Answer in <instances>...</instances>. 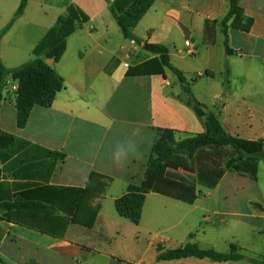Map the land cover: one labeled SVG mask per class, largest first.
Masks as SVG:
<instances>
[{"label": "crops", "instance_id": "1", "mask_svg": "<svg viewBox=\"0 0 264 264\" xmlns=\"http://www.w3.org/2000/svg\"><path fill=\"white\" fill-rule=\"evenodd\" d=\"M20 1L0 0V20L15 15ZM239 3L253 26L244 32L229 24L227 55L220 24L227 0H155L134 28L138 43L117 37L107 0L28 2L1 38L7 68L36 60L34 49L70 9L88 21L76 20L58 62L39 58L64 79V88L50 107L35 106L24 128L17 124L18 83L8 79L0 135L11 141L0 149V204L36 208L0 214V264H252L157 260L159 248L190 241L222 253L236 244L249 258H264V194H247L249 179L237 173H226L214 189L199 186L193 204L149 192L138 225L116 209L128 186L144 179L158 131L172 130L178 139L204 132L178 98L177 77L159 71L158 56L144 51L145 43L169 48L194 97L229 134L264 140V0ZM94 173L111 180L104 193H86Z\"/></svg>", "mask_w": 264, "mask_h": 264}, {"label": "trees", "instance_id": "2", "mask_svg": "<svg viewBox=\"0 0 264 264\" xmlns=\"http://www.w3.org/2000/svg\"><path fill=\"white\" fill-rule=\"evenodd\" d=\"M30 0H21L14 15V19L2 31L1 38L9 30L16 18L22 16ZM155 0H107L110 13L116 20L125 39L139 42L133 34L134 28L142 16L152 7ZM229 11L221 21L222 34L225 37L226 54L231 55L228 48V26L234 29L249 32L253 20L246 17L239 0H227ZM76 20L81 23L88 21V17L80 11L70 9V15L60 17L57 25L52 28L43 40L34 49L36 60L17 68H7L0 58V108L4 100V92L8 79L18 83L16 92L17 124L24 128L35 106L50 107L58 92L64 88V79L43 60L58 62L66 50V39L76 29ZM210 22L206 23L208 27ZM144 51L153 53L163 73V67L171 70L177 77L181 91L189 95V99L178 98L190 107L203 123L204 132L192 137L178 139L172 130H160L155 139L153 154L149 159L144 179L140 184H130L126 193L116 203L119 215L133 224L138 225L141 220L142 209L146 194L157 193L186 204H193L198 197V187L214 189L228 172L240 174L256 180L258 164L264 161V140L250 141L229 134L222 126L218 116L200 103L192 94L190 84L182 71L175 68L170 59V50L165 45L145 43ZM229 73L227 72V75ZM10 139L0 135V149L10 144ZM173 165L175 168H169ZM194 167L195 176L188 179L180 172L182 168ZM110 179L98 174H92L87 184L86 193L92 189L104 193L110 184ZM96 195V194H95ZM35 209V205L22 202L14 204H0V214L14 209ZM100 205L96 208V213ZM96 213L86 226L91 227ZM209 259L213 262L249 261L252 264H264V258L254 259L242 253V249L231 244L226 253L212 249L203 250L197 243H188L178 249L162 251L159 248L158 261H173L186 258Z\"/></svg>", "mask_w": 264, "mask_h": 264}, {"label": "rangeland", "instance_id": "3", "mask_svg": "<svg viewBox=\"0 0 264 264\" xmlns=\"http://www.w3.org/2000/svg\"><path fill=\"white\" fill-rule=\"evenodd\" d=\"M56 11L57 10H55V13L53 11L54 14L53 15H50L49 21H51L52 18L56 15ZM11 16H7L6 18L4 17L3 19L0 20V28L1 29L8 24L7 22L11 19ZM13 18H14V15L12 16V19ZM26 21L29 22L30 19H28V20L26 19ZM118 35L119 36H117V37H123V36H120L121 35V32H120L119 28H118ZM17 91H18V87H17ZM261 163H262L261 164V171H260L259 175L257 176V179L256 180H251L249 177H247L249 179V184L251 185V188H248L245 191L247 194H256V195L257 194H264V161H262ZM169 168H175L176 169V167L173 166V165H169ZM180 172L183 173L188 179H191L196 174L193 166H190L188 168H182V169H180ZM227 191L228 192H231L230 189H227ZM189 243H193V242L190 241Z\"/></svg>", "mask_w": 264, "mask_h": 264}, {"label": "water", "instance_id": "4", "mask_svg": "<svg viewBox=\"0 0 264 264\" xmlns=\"http://www.w3.org/2000/svg\"><path fill=\"white\" fill-rule=\"evenodd\" d=\"M181 97H182L183 99H185V100H188V99H189V95H188V93H186V92H183V93L181 94Z\"/></svg>", "mask_w": 264, "mask_h": 264}, {"label": "built area", "instance_id": "5", "mask_svg": "<svg viewBox=\"0 0 264 264\" xmlns=\"http://www.w3.org/2000/svg\"><path fill=\"white\" fill-rule=\"evenodd\" d=\"M14 91H17V87H16V88H14Z\"/></svg>", "mask_w": 264, "mask_h": 264}]
</instances>
